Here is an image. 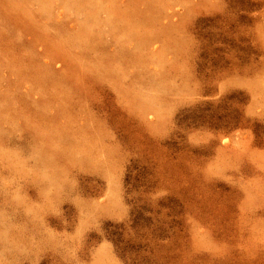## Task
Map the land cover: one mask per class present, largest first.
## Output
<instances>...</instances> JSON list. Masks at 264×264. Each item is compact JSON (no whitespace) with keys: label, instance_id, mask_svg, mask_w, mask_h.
I'll use <instances>...</instances> for the list:
<instances>
[{"label":"rangeland","instance_id":"rangeland-1","mask_svg":"<svg viewBox=\"0 0 264 264\" xmlns=\"http://www.w3.org/2000/svg\"><path fill=\"white\" fill-rule=\"evenodd\" d=\"M0 264H264V0H0Z\"/></svg>","mask_w":264,"mask_h":264}]
</instances>
